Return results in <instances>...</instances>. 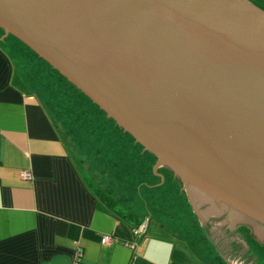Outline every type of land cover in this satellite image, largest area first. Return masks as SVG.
Here are the masks:
<instances>
[{
    "label": "water",
    "instance_id": "95a60500",
    "mask_svg": "<svg viewBox=\"0 0 264 264\" xmlns=\"http://www.w3.org/2000/svg\"><path fill=\"white\" fill-rule=\"evenodd\" d=\"M0 30L183 182L264 224V12L247 0H0Z\"/></svg>",
    "mask_w": 264,
    "mask_h": 264
},
{
    "label": "crops",
    "instance_id": "0c3cea01",
    "mask_svg": "<svg viewBox=\"0 0 264 264\" xmlns=\"http://www.w3.org/2000/svg\"><path fill=\"white\" fill-rule=\"evenodd\" d=\"M15 48L0 39V264H69L77 250L79 264H228L203 230L197 245L172 233L150 195L158 183L131 188L88 161L30 85ZM134 154L140 179L145 156ZM121 166L128 177L129 165ZM155 168V180L165 182ZM22 171L30 180L19 178ZM104 236L113 242L100 244ZM249 247L262 252L256 264H264V250Z\"/></svg>",
    "mask_w": 264,
    "mask_h": 264
},
{
    "label": "rangeland",
    "instance_id": "374dc122",
    "mask_svg": "<svg viewBox=\"0 0 264 264\" xmlns=\"http://www.w3.org/2000/svg\"><path fill=\"white\" fill-rule=\"evenodd\" d=\"M247 1L255 3L264 12V0ZM3 38L0 31V39ZM8 39L15 44L18 64L22 72H28V81L36 92H40L43 105L65 127L69 140L82 150L83 155L89 154L88 161L93 160L108 170L112 179L130 181L131 188L137 187L140 181L147 182L151 187L158 183V190H153L150 195L158 197V214L164 223L170 224L168 226L173 234L184 236L197 245V242L202 243L199 240L200 231L203 230L209 236L210 243L224 250L223 256L227 258L228 264H256L258 257L263 254L258 250L252 254L249 245L254 250H264L262 222L212 197L200 187L183 182L166 168H155L154 173L161 175L165 181L161 183L159 179L157 182L152 174L156 162L153 155L144 153L128 136L123 137V133L117 131L102 113L25 46L11 37ZM129 151L132 152L131 156L126 155ZM134 152L141 157L145 156L146 176L141 173L144 177L140 179L136 177L138 167L133 163L136 159ZM123 163L126 167L129 165L128 177L118 172ZM258 245L262 247L256 248ZM234 248L238 250L235 252Z\"/></svg>",
    "mask_w": 264,
    "mask_h": 264
},
{
    "label": "built area",
    "instance_id": "2783aa9c",
    "mask_svg": "<svg viewBox=\"0 0 264 264\" xmlns=\"http://www.w3.org/2000/svg\"><path fill=\"white\" fill-rule=\"evenodd\" d=\"M19 178L22 180H30L31 176L29 172L22 171L19 173ZM143 232V226L140 229L134 231V235L138 236ZM113 239L110 236H104L100 239V244H109L112 243ZM81 257V253L77 250L69 264H79V258Z\"/></svg>",
    "mask_w": 264,
    "mask_h": 264
},
{
    "label": "trees",
    "instance_id": "16d2710c",
    "mask_svg": "<svg viewBox=\"0 0 264 264\" xmlns=\"http://www.w3.org/2000/svg\"><path fill=\"white\" fill-rule=\"evenodd\" d=\"M1 31V30H0ZM7 37H11V36H7ZM11 38H13V37H11ZM14 39V38H13ZM16 40V39H15ZM17 41V40H16ZM19 42V41H18ZM20 43V42H19ZM23 45V44H22ZM24 46V45H23ZM29 50V49H28ZM30 51V50H29ZM39 59V58H38ZM43 62V61H42ZM47 65V64H46ZM48 66V65H47ZM49 67V66H48ZM51 69V68H50ZM55 72V71H54ZM56 73V72H55ZM62 78V77H61ZM63 79V78H62ZM64 80V79H63ZM65 81V80H64ZM66 82V81H65ZM67 83V82H66ZM68 85H70V84H68ZM71 86V85H70ZM72 87V86H71ZM76 90V89H75ZM77 91V90H76ZM78 92V91H77ZM79 93V92H78ZM80 95H82L81 93H79ZM83 96V95H82ZM84 97V96H83ZM85 98V97H84ZM86 99V98H85ZM86 100H88V99H86ZM88 102H89V100H88ZM91 105L92 106H94L92 103H91ZM97 110H98V108L96 107V106H94ZM100 113H102L100 110H98ZM103 114V113H102ZM104 115V114H103ZM105 116V115H104ZM106 118V117H105ZM107 119V118H106ZM108 121H110L112 124H113V126H114V128L117 130V131H119V132H122V130L120 129V128H118L111 120H109V119H107ZM123 133V132H122ZM124 135H126V136H128L131 140H133L129 135H127V134H125V133H123ZM134 142V141H133ZM135 143V142H134ZM136 145H138L137 143H135ZM138 146H140V145H138ZM141 147V146H140ZM142 148V147H141Z\"/></svg>",
    "mask_w": 264,
    "mask_h": 264
},
{
    "label": "flooded vegetation",
    "instance_id": "af4514ba",
    "mask_svg": "<svg viewBox=\"0 0 264 264\" xmlns=\"http://www.w3.org/2000/svg\"><path fill=\"white\" fill-rule=\"evenodd\" d=\"M254 6H256L255 3H252ZM263 4V3H262ZM264 5V4H263ZM257 7V6H256ZM146 153V152H145ZM160 168H164V167H160ZM169 171V170H168ZM168 175V174H167ZM251 216V215H250ZM258 221V220H257Z\"/></svg>",
    "mask_w": 264,
    "mask_h": 264
}]
</instances>
